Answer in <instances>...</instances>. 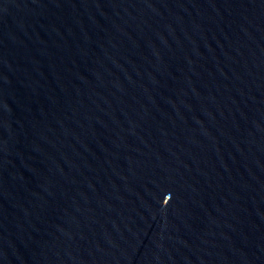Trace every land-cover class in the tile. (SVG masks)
Wrapping results in <instances>:
<instances>
[{
	"label": "water",
	"instance_id": "1",
	"mask_svg": "<svg viewBox=\"0 0 264 264\" xmlns=\"http://www.w3.org/2000/svg\"><path fill=\"white\" fill-rule=\"evenodd\" d=\"M0 264H264V0H0Z\"/></svg>",
	"mask_w": 264,
	"mask_h": 264
}]
</instances>
